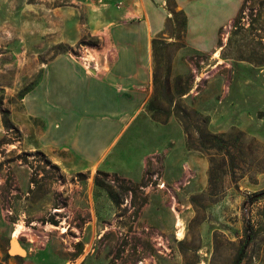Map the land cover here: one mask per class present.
I'll return each mask as SVG.
<instances>
[{"label": "rangeland", "instance_id": "1", "mask_svg": "<svg viewBox=\"0 0 264 264\" xmlns=\"http://www.w3.org/2000/svg\"><path fill=\"white\" fill-rule=\"evenodd\" d=\"M173 3L153 49V93L171 66L190 87L175 99L207 118L217 148H190L175 113L162 123L146 109L152 118L131 127L106 176L47 163L29 105L53 104L56 59L107 63L125 1L0 0V264H264V0H243L212 50L188 44ZM17 224L23 253H10Z\"/></svg>", "mask_w": 264, "mask_h": 264}, {"label": "crops", "instance_id": "2", "mask_svg": "<svg viewBox=\"0 0 264 264\" xmlns=\"http://www.w3.org/2000/svg\"><path fill=\"white\" fill-rule=\"evenodd\" d=\"M119 35L108 31L112 45L103 52L101 69L77 68L73 61L57 63L49 74L53 104L38 105V148L64 170L114 171L109 159L143 116L153 95V39L165 28L170 11L167 0H124ZM186 13L189 45L212 50L219 31L234 20L243 0H175ZM30 104V103H29ZM152 120H154L152 118ZM141 174H129L133 179ZM118 170V169H117ZM118 172V171H116ZM120 172V171H119Z\"/></svg>", "mask_w": 264, "mask_h": 264}, {"label": "trees", "instance_id": "3", "mask_svg": "<svg viewBox=\"0 0 264 264\" xmlns=\"http://www.w3.org/2000/svg\"><path fill=\"white\" fill-rule=\"evenodd\" d=\"M170 1V0H168ZM174 3V7L176 6V1L171 0ZM175 17H178V13L172 9ZM181 14V19L176 20L177 25L179 26V31L182 34H186L187 32V16L183 10L179 11ZM183 19V20H182ZM171 21V19H169ZM167 27V25H166ZM164 33V32H163ZM161 35L156 36L153 39V49L158 57L159 53V40ZM84 42L82 41L81 44ZM168 46L170 43H166ZM184 45V42L180 43ZM182 77L179 75L174 76L172 73V67L169 66L167 69V73L164 75L163 79L155 73L154 75V82H155V89L151 99L147 103V110L151 112V115L154 120L160 121L162 123H166L169 118L171 117L172 113L176 114V117L181 121L185 132L187 134V144L190 148L201 149L210 151L214 148H217V143L215 140L217 139L216 135H213L208 131L207 123L208 120L206 117L201 115V113L197 112L195 109L189 108L186 106L181 100H176L175 98H180L182 95L187 93L190 90V87L187 85L181 84ZM193 119V121H192ZM200 123V125H198ZM4 124L6 127H14V124L11 120L8 119L6 114L4 115ZM198 132V137L195 136L194 132ZM218 148H222L218 145ZM39 150L38 153H42L43 151ZM43 154H45L43 152ZM47 163L52 164L53 167L60 169V166L54 163L50 158L47 157L45 154ZM98 174L108 175V173L98 170ZM97 184L104 185L102 181L98 178L96 179ZM146 198L143 199L145 203ZM117 205H119V201L115 200Z\"/></svg>", "mask_w": 264, "mask_h": 264}, {"label": "bare ground", "instance_id": "4", "mask_svg": "<svg viewBox=\"0 0 264 264\" xmlns=\"http://www.w3.org/2000/svg\"><path fill=\"white\" fill-rule=\"evenodd\" d=\"M216 57H219V52L217 51L215 53ZM221 60L219 59L218 60V63H220ZM176 228H177V235H178V238L179 239H183L184 238V231H183V223H182V220L179 219L176 223ZM25 230L24 226L22 224H17L16 228L13 230L12 232V240H11V245L15 248V249H18L21 253H23V251L21 250V247H20V244H19V241H18V238L20 237V235L22 234V232ZM65 231V230H64ZM12 247V248H13ZM14 250V249H13ZM16 252V250H15ZM18 252V251H17Z\"/></svg>", "mask_w": 264, "mask_h": 264}, {"label": "built area", "instance_id": "5", "mask_svg": "<svg viewBox=\"0 0 264 264\" xmlns=\"http://www.w3.org/2000/svg\"><path fill=\"white\" fill-rule=\"evenodd\" d=\"M231 27H232L231 24L226 25V28H228V29H230ZM161 185L165 186V183L163 181H161Z\"/></svg>", "mask_w": 264, "mask_h": 264}, {"label": "water", "instance_id": "6", "mask_svg": "<svg viewBox=\"0 0 264 264\" xmlns=\"http://www.w3.org/2000/svg\"><path fill=\"white\" fill-rule=\"evenodd\" d=\"M14 252H15V250H13L12 245H11L10 253H14Z\"/></svg>", "mask_w": 264, "mask_h": 264}]
</instances>
